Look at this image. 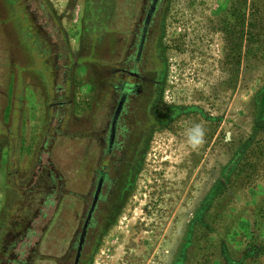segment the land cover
Listing matches in <instances>:
<instances>
[{
  "label": "rangeland",
  "instance_id": "1",
  "mask_svg": "<svg viewBox=\"0 0 264 264\" xmlns=\"http://www.w3.org/2000/svg\"><path fill=\"white\" fill-rule=\"evenodd\" d=\"M105 1L86 0L85 10V0H50L45 8L42 0H0V212L10 205L8 215L26 212V221L46 213L40 223L52 219L54 253L79 228L86 205L78 196L92 190L96 162L80 157L105 128L97 118L108 107L93 111L89 75L73 63L74 55L93 63L95 8ZM166 26L165 99L204 114L156 132L92 264H264V123L255 104L264 87V0H173ZM51 168L68 192L58 206L44 203L40 184ZM254 244L260 248L247 253Z\"/></svg>",
  "mask_w": 264,
  "mask_h": 264
},
{
  "label": "flooded vegetation",
  "instance_id": "2",
  "mask_svg": "<svg viewBox=\"0 0 264 264\" xmlns=\"http://www.w3.org/2000/svg\"><path fill=\"white\" fill-rule=\"evenodd\" d=\"M46 1L53 4L42 0L45 5ZM172 3L108 0L95 6L93 63L83 64L77 55L73 58L74 65H83L89 75L93 111L108 107L97 118L105 128L93 132L80 157L83 164L96 160L91 170L92 190L78 196L86 205L85 212L68 246H63L67 238H61L60 252L54 253L48 247L55 231L52 219L40 223L46 213L42 217L34 214L26 221V212L23 217L9 216L13 208L4 204L0 212V264H92L95 251L132 194L156 132L171 129L183 116L199 112L195 106L168 104L164 95L169 66L166 22ZM87 7L85 0V10ZM64 46L72 56L69 43ZM83 50L80 47L78 55ZM41 177L47 182L49 174ZM203 204L200 215L205 211Z\"/></svg>",
  "mask_w": 264,
  "mask_h": 264
},
{
  "label": "trees",
  "instance_id": "3",
  "mask_svg": "<svg viewBox=\"0 0 264 264\" xmlns=\"http://www.w3.org/2000/svg\"><path fill=\"white\" fill-rule=\"evenodd\" d=\"M43 7L45 8V4H43ZM87 58V57H86ZM90 58V57H88ZM255 104H256V109H257V113H256V120L259 124H263L264 123V87L257 93V96L255 98ZM195 110L202 112L198 107H194ZM252 139H249L246 144H244V146H242L234 160L231 162V164L229 165V167L226 170V174L227 177H229V174L232 173L233 170H235L237 163H239V161L243 158V156L245 155V153L247 152V147H249V144L252 142ZM150 147V145H149ZM148 147V150H149ZM1 171V169H0ZM11 176H13V172H11V174L9 175V178H11ZM1 177V175H0ZM63 177L62 175H60L58 173L57 170H55L54 168L50 170L49 173V178L48 181L43 183L40 182V184L44 185V189L47 191V193L45 194V198H43L44 203L47 205H53V206H58V202L60 203V201L64 200V197L68 195V192L64 193V186L65 184L63 183ZM0 184H1V179H0ZM12 185H8L6 184V189L7 187H11ZM225 186L224 182H220L217 186H215V188L212 190V192L210 193V195L207 197V200L204 202L203 204V210H207L213 202V199L222 191V188ZM43 189V188H42ZM45 193V192H44ZM67 194V195H66ZM252 248V249H251ZM258 248V245L254 244L253 247H250L247 251V253L250 251V253L254 250L256 251ZM229 264H239L238 262H234L233 260H229L228 262Z\"/></svg>",
  "mask_w": 264,
  "mask_h": 264
},
{
  "label": "water",
  "instance_id": "4",
  "mask_svg": "<svg viewBox=\"0 0 264 264\" xmlns=\"http://www.w3.org/2000/svg\"><path fill=\"white\" fill-rule=\"evenodd\" d=\"M94 210V208L92 209V211ZM82 243H83V240H82V242H81V246L80 247H82ZM80 255V254H79Z\"/></svg>",
  "mask_w": 264,
  "mask_h": 264
}]
</instances>
